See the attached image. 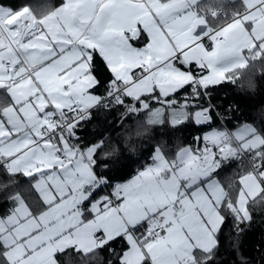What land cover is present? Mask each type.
<instances>
[{
    "label": "snow or ice",
    "instance_id": "6c2138e0",
    "mask_svg": "<svg viewBox=\"0 0 264 264\" xmlns=\"http://www.w3.org/2000/svg\"><path fill=\"white\" fill-rule=\"evenodd\" d=\"M111 2L112 0H106L100 6L101 14ZM164 2L165 0H160L161 4ZM260 4L264 5V0H260ZM13 14L17 15V20L8 24L7 21L11 19ZM149 14L152 15L151 24L146 26L143 22H138L134 33L125 30L118 36L109 37L102 17H98L94 24L92 22L84 23L87 18L86 9H78L76 17L71 20H63L60 24V30L51 32L42 23L40 26L32 25L31 21L20 17L19 10L15 6L0 2V23H3L9 31L16 32L20 43L24 45L18 50L19 54L16 52L0 54V79L13 80L16 86L23 87L22 81L26 75L27 83L32 89L26 100L35 104L41 96L45 99L44 107L36 113V119L30 126L32 131H25L23 136L14 125L7 121V117L0 113V125H3V131H0V149L5 147L10 149L7 155L0 151V159L4 161L6 168L15 161L21 160L24 165L34 169L31 173L26 170L23 171L24 175L31 176L33 180H36L37 177L44 178L46 175H67L74 172L78 165L73 163L74 157L70 156L69 152L79 150L83 154L87 149L94 147L91 143L82 147L79 144L80 136L77 132L85 119H91L92 108L102 106L107 109L112 105L127 108L129 104L137 115L141 112H153V106H160L165 111L170 110L177 115L175 120L167 121L169 126L174 128L193 124L197 128L207 129L199 136L194 137L192 144L186 146L187 152L179 165L168 164L169 176L174 175L178 168L188 165L190 160L206 163L209 152L212 154L213 164H218L223 160V156H216V153L221 151L220 146L210 142L212 134L223 130L222 127H215L219 121L223 120V117L213 103L211 92L220 84L231 82L226 75L229 69L215 68L210 61L204 59L196 51L198 48L204 53H208L209 49L205 46V41L214 42L219 34L201 29L199 32L193 33L195 36L193 43H186L183 35L177 34L178 17L171 14L164 15L152 10ZM245 23L250 24L251 21L245 20ZM179 31L183 33L185 30ZM121 36L126 43H121L119 39ZM171 36H175V44L179 47V51H174L170 56L164 58L150 55L145 51L153 40L159 42L161 37L169 39ZM172 42L169 39V43ZM137 43L140 47H137ZM261 48H264V43L254 42L251 51L258 53ZM29 68H31V72L28 71ZM48 69H54L56 79L62 81V84L56 87V93L61 95L69 93L70 85L75 86L78 81L90 78L89 84L84 87L80 96L95 97L96 104L85 108L82 99L68 94L64 96V99L70 102L71 107L62 108L60 112H57L56 109L60 103L58 96L49 94L45 90V82L48 79L45 73ZM74 69L82 70L75 79L71 81L65 79ZM214 71L219 79L204 82L205 78ZM178 73H185L190 79L177 86L171 77L176 76L177 79H180ZM149 77H152L150 87L142 90L143 81ZM101 89L104 90L103 93H101ZM0 93L10 95L7 85L0 84ZM49 99L55 103H49ZM20 106L16 105L17 108ZM62 114L67 117V122L52 130H49L48 126L41 122L49 118L61 120ZM153 116L160 118L158 108L153 112ZM70 124L74 127L71 132H68L67 128ZM252 135L255 133L246 139H250ZM238 143L243 146L244 141ZM65 144L67 149L64 147ZM96 145L98 147L91 154V160L88 156H84L81 161V163H89L93 170L92 177L82 189L85 199L78 205L82 223L87 222L84 219L85 212L93 215L92 207L94 204L104 207L109 205L114 198L113 193H106L101 196L104 189H120V193L115 198L121 203L126 198L123 195L122 186L119 183L113 184L114 176H109L106 169L100 172L96 171L103 163L98 156L103 141H97ZM153 151L163 155V142L157 145ZM243 151L254 156L255 172L252 175L257 176L260 193L257 197L249 198V200L258 202L260 198H264V144L257 147H243ZM45 152L50 157H54L55 163L49 162L45 165L40 158ZM17 170L20 171L21 168L18 167ZM211 171L219 175L216 168H212ZM77 179L82 180L83 178L77 174ZM243 179V177L240 178L242 193ZM210 180L211 173L209 176L198 179L196 184L187 185L186 191H192L198 186H205ZM213 186H215L214 181ZM37 191L39 190L37 189ZM206 194H208L207 190ZM243 194L247 196L246 193ZM209 200L217 214H219L221 207L227 206L225 199H221L217 204L212 202L209 195ZM232 207L234 208L235 205ZM229 211L231 212L232 208H229ZM13 212L14 209H10L7 215L0 216V221L6 220ZM244 212L248 213L247 217H245ZM201 213H198L201 222L211 230L208 214ZM233 218L237 220L238 224L250 223L249 203H245L244 211L234 212ZM224 220L225 217L221 216V226H223ZM141 223L146 228L148 227L146 221ZM133 227L137 232L140 231L139 227ZM97 231V239L103 251L111 250L112 245L118 240L124 241L120 264H126L124 256L132 248L131 243L128 242V230L126 229L125 233L118 237H113L111 241L103 237L102 230ZM216 231L218 237L220 229ZM216 246L219 247L218 238ZM7 247L0 239V248L6 250ZM75 251L81 252L82 250L75 248ZM4 258L7 264L6 255ZM148 259V257H143L141 264H145Z\"/></svg>",
    "mask_w": 264,
    "mask_h": 264
},
{
    "label": "crops",
    "instance_id": "0c3cea01",
    "mask_svg": "<svg viewBox=\"0 0 264 264\" xmlns=\"http://www.w3.org/2000/svg\"><path fill=\"white\" fill-rule=\"evenodd\" d=\"M200 1L201 0H165V2L161 4L160 0H148L147 2H140L139 0H112L109 7L101 14L100 6L104 4L106 0H64L63 5L41 18H37L29 7L19 9V15L31 21L32 25L40 26L42 23L49 31L56 32L60 30V24L63 20H71L78 15V9H86L87 18L84 23L87 24L92 22L94 24L98 17H102L105 27L107 28V35L112 37L118 36L119 33L125 30L134 33L138 22H143L146 26L151 24L152 15L149 14L150 10L164 15L171 14L179 18L176 25L177 34L183 35L184 42L186 43H193L195 41L193 33L199 32L201 29H206V31L210 28L218 29V36L222 37L224 40L222 42L205 41V46L209 49L208 53H204L203 50L198 48L196 51L199 52L204 59L210 61L215 68L229 69L226 73L227 75L230 71L240 68L237 66L241 63H236V59L242 56L247 50L252 49L254 42L264 43V16L262 17L261 25L257 28L250 26L249 23H245V19L251 17V15L261 9L263 5L260 4V0H230L236 2L231 6L232 9L230 13L235 11L232 13L234 15L239 12L237 10L241 11L235 16L236 18H229L225 22H219V17L210 20L198 11V8L195 6ZM243 1H248L250 5H245ZM16 20L17 15L13 14L7 23L12 24ZM244 25H246L248 29L245 28ZM181 29L185 31L181 33L179 31ZM1 35H4L5 38ZM224 35H226V37ZM227 37L233 38L234 41H227ZM119 39L121 43H126L122 36L119 37ZM169 39L173 42L169 43ZM169 39L161 37L159 42L153 40L145 51L150 55L159 56L160 58L170 56L174 51H179V47L175 44V36H171ZM21 47H24V45L20 43L17 33L9 31L3 23H0V50H2L0 54H11L13 52L18 54V48L20 49ZM137 47H140L139 43H137ZM220 52H225L226 55L220 57ZM189 55H191V53H189ZM218 57L220 58L218 59ZM245 57H247V55ZM81 70L82 69H74L65 79L69 81L75 79ZM45 74L48 76L45 82V90L49 94H58L56 93V87L60 86L62 81L56 79L55 70L48 69ZM211 74H213V76H211ZM211 74L205 78L204 82L219 79L215 71ZM178 76L180 79H177L176 76L171 77L177 86L190 79L185 73H178ZM6 80L7 78L0 79V84L7 85L12 104L5 108L2 114L4 117H7V121L14 125L23 136L25 131H32L30 126L36 119V113L40 108L44 107L45 99L41 96L35 104L26 100V97L32 90L31 86L27 83L26 76L22 81L24 84L23 87L16 86L13 82L7 83ZM89 80L90 78L80 80L77 85L80 89H84V87L89 84ZM151 83L152 77H149L147 80L143 81L141 89L143 90L150 87ZM103 91L104 90L101 89V93H103ZM57 96L60 101L57 109L61 110L62 108L71 106L70 102L64 99L66 94ZM48 102L55 103V101L51 99H49ZM84 103L88 105L87 107H92L96 104V98L86 97L84 98ZM16 105L21 106L17 108ZM157 108L162 111V121H164L166 117H171V120L177 118L175 113H172L170 110L165 111V109L160 106L153 108V112ZM148 122L150 124H157L152 121ZM0 131H3V125H0ZM252 133L256 134V130L249 125L242 126L233 132L234 137L238 141H244ZM225 144L227 145V143ZM53 147H55V144H53ZM64 147L66 149L67 145L65 144ZM96 147L98 146L91 148L93 152L96 151ZM186 148L187 147H185V149ZM182 149L181 151L179 150L180 157H182V153H184ZM241 149L243 150L242 147ZM0 151L7 155L10 149L5 147L0 149ZM223 152L224 148L216 154L222 156ZM178 153L175 159H177ZM154 155L152 162L145 168L139 170L137 174L122 182H116L123 188V195L126 197L123 202L118 207H110L108 205V208H114V211H104L107 208L100 207L97 212L96 205L94 204L92 207L93 215H89L87 212L84 213V219L87 221L86 223L81 222V213L78 208L80 202L85 199V195H83L79 201L71 202L68 213L63 216L51 217V219L49 217L51 215L49 211H51L52 207L60 202L62 198L68 195H62L61 189L55 187L54 182L48 184V186L45 184L41 185L40 183L37 184L40 180V177H37L34 182V188L36 191L37 189L39 190L37 192L46 206L45 208H41L42 212L39 215L33 214L32 210L29 212V205L22 198L18 197L15 206L12 208L14 209L13 214L8 216L6 220L0 221V239L8 246L5 253L8 263L58 264L56 254L64 252L71 247L79 248L84 252H89L97 248L94 238V234L96 232L98 233L97 230H102L103 235L109 240L112 236L116 237L118 234L124 233L126 229L128 230L127 227L134 228L133 226H144L141 222H148L153 216H159L162 219L166 231L157 239H147L141 242L138 232L132 233L128 230V242L131 243L132 248L124 256L126 264H141L143 257H148V262H150V264H189L192 261L195 250L204 252L212 250L217 243L216 230L221 228L220 215L222 216L220 211L219 214H217L214 210L212 203H210L209 195L211 196L212 202H215V197L208 188L206 189V187L211 185L212 179L205 186H198L192 191H186L185 189L186 197L182 198L180 195L183 193L182 189L185 187V184L196 175L186 177L183 173H179L176 181H174L167 190V185L163 186L162 183L167 180L169 181L171 176L167 173L164 176L162 172H154V167H157L154 162ZM210 155L211 156L207 157V159L212 157V154ZM72 156L74 157L73 162L82 158L78 155ZM40 158L44 161L45 165L49 162L55 163L54 157H50L47 152L43 153ZM175 159L169 161L174 162ZM1 162L2 166H4V161L2 159H0V165ZM86 164L91 168L88 163ZM199 165L198 163V166ZM18 167L21 168L20 171L17 170ZM78 168L84 171L88 176H92L90 170H88L86 166L79 164ZM7 169L17 173H23L24 170L29 173L34 171L33 168L24 165V162L21 160H17L10 164ZM200 170L204 172L201 166ZM46 176L48 177L49 175ZM202 177L204 176L197 174V179L189 182V185L196 184L197 180ZM153 182L156 183L158 189H162L161 196L166 195L172 199L169 205L160 203V201L154 200L152 202V199H146L147 196L151 197L150 186ZM108 189L120 193V189ZM206 190L208 194H206ZM104 195V192L101 193V196ZM153 203L157 204V211H150V213L145 216L139 214V210L141 209L155 210ZM165 206L167 207L165 208ZM67 207L68 206H65L66 209ZM201 210H203V213L208 214L211 230L201 222L200 215H198V213H201ZM95 212L99 213L101 217L98 218L97 216V218H95ZM148 240L155 241L146 244Z\"/></svg>",
    "mask_w": 264,
    "mask_h": 264
},
{
    "label": "trees",
    "instance_id": "16d2710c",
    "mask_svg": "<svg viewBox=\"0 0 264 264\" xmlns=\"http://www.w3.org/2000/svg\"><path fill=\"white\" fill-rule=\"evenodd\" d=\"M0 2L15 6L18 10L29 7L37 18H41L63 5L64 0H0ZM235 3L230 0H201L195 7L210 20L212 19L209 16L210 12L221 8L224 14L217 18L219 22H225L235 12L230 13L231 6ZM245 53L248 64L230 71L227 77L231 82L220 84L211 92L213 103L223 117L215 127H222L223 130L227 127L234 132L242 126L249 125L256 130V134L264 137V48L258 53H253L251 49ZM11 104V96L0 93V113ZM149 113L141 112L137 115L130 104L127 108L112 105L106 109L99 106L91 119L83 122L77 129L82 146L90 143L98 146L96 142L103 141L98 153L99 160L103 163L96 171L106 169L109 176L115 177L113 184L129 179L150 164L154 155L153 150L162 142L165 156L173 161L179 150L192 144L194 137L207 130L197 128L193 124L171 127L167 122L171 120L169 117L161 123L150 124L147 121ZM69 153L71 156L78 155L76 151ZM216 156L219 157L218 154ZM253 160L254 156L244 152L237 159L226 158L221 161L219 175L215 173L211 178H219L225 182L227 191L225 199L227 206L220 208L225 220L218 237L216 235L219 247L215 246L207 252L195 250L189 264H264V198H260L258 202L248 201L251 210L250 223L238 224L233 218V213L237 212L236 205L241 191L239 178L248 175L250 170H255ZM34 182L32 177L9 171L0 165V216L7 215L15 206L18 197L29 205L33 214L39 215L42 212L41 208L46 206L35 190ZM229 208H232L231 212ZM138 227L140 231L143 229L142 225ZM131 231L137 232L135 228ZM111 240L112 238L109 239ZM75 248L71 247L57 253L58 264H120L124 241L118 240L109 251L101 250L100 246L89 252H77ZM5 253L6 250L0 248V254H3L0 255V264H6ZM145 264L150 262L145 261Z\"/></svg>",
    "mask_w": 264,
    "mask_h": 264
},
{
    "label": "rangeland",
    "instance_id": "374dc122",
    "mask_svg": "<svg viewBox=\"0 0 264 264\" xmlns=\"http://www.w3.org/2000/svg\"><path fill=\"white\" fill-rule=\"evenodd\" d=\"M248 1H250V0H248ZM248 1H243V2L245 5H250V4H248ZM237 11H239V12L232 15L231 18H234L235 16H237L241 10H237ZM263 16H264V5L262 6L261 9H259L255 13H253L251 15V17H249L245 20H249V21L251 20V23L249 25L257 28L261 25ZM244 26H245V28L248 29V27L246 25H244ZM215 30H218V29H215ZM1 36H3L5 38L4 35H1ZM224 36L226 37V35H224ZM226 39H227V41H231V42L234 41V39L231 37L230 38L227 37ZM219 54H220V57H224V55H226L225 52H220ZM245 56H246V54L243 53L242 56H240L238 59H236V61H235L236 63H241V64H238L239 66H237V67L246 66L248 64V59ZM220 57H218V59ZM232 69H235V68H232ZM211 76H213V74H211ZM77 84H79V81H78V83H76L75 86L70 85L68 94L74 95V96L82 99L84 102V98H86V97L80 96V94L83 92V89H80ZM76 88H79V89H76ZM68 94H66V95H68ZM56 95H60V94H56ZM84 106H88V105L84 103ZM159 112H160V118H154L153 113H151L148 115V117H149L148 121H152L155 123L162 121L161 109H159ZM169 118H171V117H169ZM42 123L46 124V120L42 121ZM225 138H226V132H224V131L222 132V134L214 133L210 136V142L218 144L221 149H223V148H224V150L228 149L229 153H230V157H233V156H235L234 151L231 148V145L225 141L226 140ZM235 140L237 141V143L239 142L236 138H235ZM225 143H227V145ZM261 144H264V137L260 134H255V135L251 136L250 139H245L244 144H243V146L241 145V147L242 148L243 147H257ZM239 146H240V144H239ZM182 150H184L183 151L184 153H182V157H180V151H181L180 150L178 153V157H177V159H175L174 162H170L165 157L164 154L159 155L158 153H155V155H154L155 161L154 162H155V165H157V167H154L155 168L154 172H162V175H164V176L166 175V173L168 174V164L171 163L173 165H179L181 160L184 158L185 153L187 152V148L186 149L184 148ZM92 153H93V150L89 149V150H86L85 155L88 156V158L91 160V154ZM217 153H219V152H217ZM210 154H211V152L208 153L207 157L211 156ZM223 158L226 159V157H223ZM82 160L83 159L81 158V159H78V161L75 160L73 163L76 165L82 164V165L86 166L92 174L93 170L86 163H79ZM198 163L200 164L199 166H198ZM201 163H203V161L190 160L188 165H184L183 167L178 168V170L175 172V174L171 175V179L169 181L167 180L166 182L162 183V185L163 186L167 185L166 189L168 190L171 187V185L174 183V181H176V178H177L179 173H183V175H185L186 177L196 175L194 178H192L190 181H188L185 184V187L182 189L183 193L180 196H182V198L186 197L185 189L187 188V185H189V182H192L195 179H197V174L201 175V176H209V174L211 173V177H213L215 172H212L211 169L212 168H216L217 170L219 169V165L214 164L212 167L208 168L207 170H205L203 172L200 170ZM189 165H191V166H189ZM158 166H160V167H158ZM197 166H198V168H197ZM77 174H79V176L82 177L83 179L78 180ZM91 177L88 176L87 174H85L84 171H82L78 167H76L74 172H70L67 175H55V174H53V175H49L48 177L45 176L44 178H40V180L37 182V184L40 183L41 185L45 184L46 186H48V184H51L52 182H54L55 187H57L58 189H61L62 195H68V196L62 198L60 202H58L55 206L52 207L51 211H49L50 212L49 214H51V215L50 216L48 215V216L51 218V217H56V216H63L66 213H68L69 212V205L71 204V202L79 201L81 199V197L84 195L83 191H82L83 186L89 182V179ZM243 178H244L243 179V193H246L247 196L245 194H243L242 190H241V193H240L239 198H238V204L236 207L237 211H244L245 203L248 202L249 198H253L260 193V185L257 183V176H253L252 174H249V175H245ZM213 181L215 182V186H213ZM210 184L211 185L206 187V189L208 188V190L211 191V193L215 197V202L218 204L219 201H221V199L226 198V192H227L226 191V184H225V182L219 180V178L212 179ZM150 192H151V197L147 196L146 197L147 200L152 199V202L154 200L160 201V203H163L165 205H169V203H171V201H172V199L170 197H167L166 195L161 196L162 195V189L161 188L158 189L156 187L155 182L151 183ZM95 205H96L97 212H98L100 209V206H98V204H95ZM65 206H68L67 209L65 208ZM104 207L107 208L104 211H114V208H108V205L104 206ZM153 207L155 210H153V209H148V210L141 209V210H139V214L145 216V215H148L150 213V211H157L156 210L157 204L153 203ZM97 212H95L96 213L95 218H97V216H98V218H100L101 216ZM152 213H154V212H152ZM244 215H245V217H247L248 213L244 212ZM220 218H221V215H220ZM112 238H113V236H112ZM154 241L155 240H148L146 242V244L153 243Z\"/></svg>",
    "mask_w": 264,
    "mask_h": 264
},
{
    "label": "built area",
    "instance_id": "2783aa9c",
    "mask_svg": "<svg viewBox=\"0 0 264 264\" xmlns=\"http://www.w3.org/2000/svg\"><path fill=\"white\" fill-rule=\"evenodd\" d=\"M139 1L140 2H147L148 0H139ZM222 14H224V10L219 8V9H215V10L211 11L209 16L212 17V18H217L219 15H222ZM207 31L211 32V33H217L218 32V30H215V29H212V28L208 29ZM223 40L224 39L222 37L217 36V39L215 41L222 42ZM18 50H19V48H18ZM18 54H19V52H18ZM28 71L31 72V68H29ZM6 82L10 83V82H13V80L7 79ZM84 107L85 108H89L87 106H84ZM57 112H60V111H57ZM92 116H93V109H92ZM87 120H89V119H85L84 122L87 121ZM66 122H67V117L62 114L61 120H53V119L49 118V119L46 120V125L48 126L49 130H52L54 128H57L62 123H66ZM73 127H74V125H71V124L68 125L67 131L71 132ZM233 137H234V134L231 131L230 134L226 137V142H231L233 140ZM79 144H80V141H79ZM76 152H78V155H80L83 159H84V156H86L85 152L83 154L79 150H76ZM240 152H241V154H244V151L241 149V147H240ZM69 155H70V153H69ZM222 156L226 157V158H229L230 157L229 150H224V152L222 153ZM66 163H67V161H66ZM1 165H2V162H1ZM253 172H255L254 169L250 170L249 173L252 174ZM104 190H105L104 192H106V193H113V196H114V198L110 201L109 206L110 207H118L121 204V202L118 199H116L115 196L118 195L119 193H117V192H115L113 190H109L107 188L104 189ZM146 223H147L148 227L146 228L145 226H143V229L139 233V237H140V241L141 242H143V241H145L147 239H156V238H158L161 235V233H162V231L164 230V227H165L164 222L162 221V219L159 216H153L152 219L149 222H146ZM97 236H98V233L96 232L94 234L95 245L96 246H100V243L98 242ZM103 237H105V236L103 235Z\"/></svg>",
    "mask_w": 264,
    "mask_h": 264
},
{
    "label": "bare ground",
    "instance_id": "6f19581e",
    "mask_svg": "<svg viewBox=\"0 0 264 264\" xmlns=\"http://www.w3.org/2000/svg\"><path fill=\"white\" fill-rule=\"evenodd\" d=\"M99 108V106H97V107H93L92 109H93V114H94V112L97 110ZM226 132V137L230 134V130H229V128H227V127H224V130H222V131H220L219 133H221L222 134V132ZM228 144H230L231 145V148L233 149V151H234V154H235V156H233V157H230L231 159H237V158H239L240 156H241V152H240V146H239V144L237 143V141L235 140V138L233 137V140L231 141V142H227ZM80 145L82 146V143H81V139H80ZM83 147V146H82ZM104 194H106V192H104ZM152 219V218H151ZM150 219V220H151ZM149 220V221H150ZM148 221V222H149ZM128 228V230L130 231V232H132L131 231V228H129V227H127ZM164 231H165V227H164V230L162 231V233H161V235L159 236V237H161L162 236V234L164 233ZM158 237V238H159ZM157 239V238H156Z\"/></svg>",
    "mask_w": 264,
    "mask_h": 264
},
{
    "label": "water",
    "instance_id": "95a60500",
    "mask_svg": "<svg viewBox=\"0 0 264 264\" xmlns=\"http://www.w3.org/2000/svg\"><path fill=\"white\" fill-rule=\"evenodd\" d=\"M222 163L220 162V163H218V165L220 166ZM214 164H213V157H210V158H208L207 159V162L206 163H202V165H201V169L202 170H207L208 168H210V167H212Z\"/></svg>",
    "mask_w": 264,
    "mask_h": 264
},
{
    "label": "clouds",
    "instance_id": "9594fccd",
    "mask_svg": "<svg viewBox=\"0 0 264 264\" xmlns=\"http://www.w3.org/2000/svg\"><path fill=\"white\" fill-rule=\"evenodd\" d=\"M250 174V173H249Z\"/></svg>",
    "mask_w": 264,
    "mask_h": 264
}]
</instances>
